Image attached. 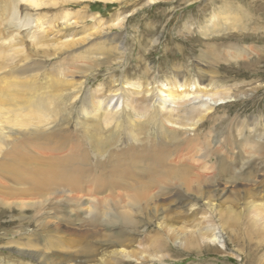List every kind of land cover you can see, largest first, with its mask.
Segmentation results:
<instances>
[{
	"label": "bare ground",
	"instance_id": "6f19581e",
	"mask_svg": "<svg viewBox=\"0 0 264 264\" xmlns=\"http://www.w3.org/2000/svg\"><path fill=\"white\" fill-rule=\"evenodd\" d=\"M26 1L36 8L41 0ZM14 17L10 10L9 21ZM126 17L127 14L116 17L109 26L122 27ZM213 17L217 18L215 14ZM212 18L208 20L210 24ZM62 19L60 24L58 22L52 26L53 30L66 28L79 21L67 19L66 16ZM83 19L86 20V17ZM24 25L27 26V23ZM223 30L227 29L215 28L213 33L220 34ZM116 39H112L117 41L114 49H108L107 52L103 49L102 52L99 48L101 52H89L91 55L85 61L86 68L91 70L103 65L112 68V63L114 65L117 63L115 61L121 62L125 46L121 37ZM65 43L69 44L67 41ZM67 71L61 73L64 75L61 84L51 85L55 88L52 97L49 96V85L41 80L33 84L34 89L32 85L29 86L30 95L21 91L22 87L19 89L14 85L31 82L33 78L0 80V91L5 93L7 99L14 101L13 104L1 102L7 105V109L2 111L0 107V171L8 174L15 184H30L29 188H11L0 193V204L8 207L14 205L20 209L32 208L33 217L47 214L44 219L37 220L36 225L41 229L40 235L50 237L44 242L39 234H29V237L20 238L21 242L9 241L11 247L35 258L38 264L102 262L100 258L93 257L96 251L91 245L79 246L73 243L75 239L67 237L70 233L67 227H72L80 231L77 233L78 239H97L95 241L99 246H113L107 252L109 257L122 261L136 257L138 263L151 262L158 257L156 254L126 249L133 241L130 236L133 230L129 227L146 221L166 228L174 241L186 248L187 239L192 233L196 244L200 246L208 242L223 247L227 244L222 235L223 225L234 233L229 236L236 237L237 226L244 222L248 231L260 237V243H255L253 250L264 249V119L259 124L253 119L251 122L237 120L233 123L235 136L227 131L225 135L213 138L209 126L203 129L204 132L200 128L205 122L212 121L211 114L216 106L228 97L225 92L213 91L209 94V89H196V92L190 93L189 84L177 79L170 85H164L165 88L156 89L154 98L149 100H140L134 96L129 99L117 93L103 94L98 92L102 90L100 88L89 94L90 106H86L85 99L81 102L79 114L84 119L83 123H73V129L84 124L89 144L99 154L105 150V146L109 149L114 140H117L115 151L107 153V162H99L100 159L95 158L99 169V173H95L87 156L89 153L86 155L87 151L73 153L72 146L66 149L61 145L62 141L57 144L47 138L50 133H47L45 127L58 130V126L64 121L58 103H64L60 92L72 88ZM178 71L180 70L176 67V73ZM113 81L116 79L112 77L110 84ZM137 85L140 87L139 83ZM81 89L82 87L78 92ZM75 91L74 88L73 92ZM141 91L138 89L136 93ZM7 94L12 97H7ZM49 103H53L57 110L54 114L51 113L53 115L49 117L50 121L46 117ZM101 133L104 135L101 136ZM129 138L131 142L128 144ZM18 141L22 143L19 144ZM95 154L99 157L98 153ZM3 183L0 179V184ZM53 200L55 203H52ZM61 200H66L68 214H72L71 219L64 214L51 212L54 208H59ZM8 201H11L10 204ZM212 201L225 206L219 213L224 218L223 225L207 221L189 235L177 231L173 221L179 222L183 216L195 218L198 202L213 215L215 209L210 207ZM239 204L243 207L236 211ZM248 208L247 214L243 215ZM170 211H173L172 215ZM47 217L56 221L54 226L48 228L45 225ZM23 218L22 216L20 219ZM70 222L72 223L69 225ZM65 225L66 228L61 227ZM102 229L110 232L102 233ZM60 232L62 240H59L62 238H59ZM151 241L158 249L161 248L163 242L160 236L153 237ZM253 245L249 244V248Z\"/></svg>",
	"mask_w": 264,
	"mask_h": 264
},
{
	"label": "rangeland",
	"instance_id": "374dc122",
	"mask_svg": "<svg viewBox=\"0 0 264 264\" xmlns=\"http://www.w3.org/2000/svg\"><path fill=\"white\" fill-rule=\"evenodd\" d=\"M22 1L0 0V80L33 78L31 82L14 85L19 89L22 87L21 91L29 93L28 95L31 93L29 86L32 85L34 89L33 84L41 80L42 83L49 85V96L52 97L55 88L51 85L61 84L64 79L61 73L70 70L67 74L70 76L68 79L70 84L72 83L70 86L72 88L60 92L64 103H58L64 121L58 126V130L48 129L46 126L47 133H50L46 136L48 135L47 138L57 144L63 142L61 145L65 148L72 146L73 153L87 151L86 155L89 153L87 156L95 173L99 170L96 161L100 159L99 162H107V153L110 150L115 151L117 140H114L109 149L105 146V152L101 151L100 155L94 146L89 144L84 124L77 129H73L75 127L73 125L84 121L79 114L82 100L85 99L86 106H90L89 94L100 88L102 90L98 92L103 94L117 93L129 99L134 96L140 100H149L154 98L156 89L165 88L164 85H170L177 79L189 84L190 93L196 92V89L197 91L209 89V94L213 91L225 92L228 97L216 106L211 114L212 121L205 122L200 128L203 130L209 126L213 138L216 135L218 137L225 135L227 131L228 134L235 136L233 123L237 120L251 122L253 119L259 124L263 121L261 119H264V0H153V2L151 0H41L40 6L36 8L26 0ZM10 10L15 17L9 21ZM125 14L127 17L122 27L109 26L112 20ZM214 14L217 16L216 19L212 18ZM65 16L67 19L80 22L60 30H53L52 26L58 22L60 24ZM85 17L87 21L83 19ZM211 18L213 21L210 24L208 20ZM24 23H27V26ZM220 27L227 30H223L220 34L213 33L215 28ZM34 37L41 39L37 40ZM116 37H121L125 46L122 61L114 60L117 63L114 65L112 63V68L108 67L110 69L106 65L91 70L86 68V62L89 60L87 58L91 55L89 52H103V49L107 52L108 49H114L117 43ZM113 38L116 40L113 41ZM39 41L40 43H37ZM66 41L69 44H66ZM176 67L180 70L179 73H176ZM112 77L116 81L110 84ZM81 87V91L78 92ZM74 88L75 92H73ZM138 89L142 91L136 93ZM7 97L12 96L7 94ZM4 101L11 104L14 102L7 99L5 93L0 91L2 111L7 109V105L1 103ZM47 110L49 115L47 114L46 117L50 121L54 111L57 110L53 103L48 104ZM127 142L129 144L131 139L129 138ZM18 143L22 142L18 141ZM64 153L59 152L60 155ZM95 153H98L99 157ZM0 179L4 181L0 184V193L11 188L13 190L29 188L30 185L15 184L8 174H3L1 171ZM52 203L55 201L53 200ZM210 204V207L215 209L213 215H210V211L198 202L195 218L183 216L184 219L178 220L179 222L173 221L174 227L177 231L189 235L207 221L222 224L224 218L219 213L225 206L216 201ZM58 206L59 208H54L51 212L72 218V214H68L69 207L66 205V200H61ZM242 207L243 205L239 204L235 210L238 211ZM249 209L245 210L243 215L247 214ZM171 212L173 213V211L169 213ZM22 216L24 218L20 219ZM33 216L32 208L20 209L14 205L8 207L0 204V264H38L35 258L19 253L8 244L11 240L21 242L20 238L29 237V234H39L44 242L50 238L40 235L41 229L36 225L37 220L44 219L47 214ZM186 219H191L192 223ZM46 220L47 222L43 221L48 228L55 225L56 221L54 222L52 218L47 217ZM243 223L240 222L237 226L238 231L235 230L237 238L229 236L234 233L222 224V235L227 242L223 247L208 242L200 246L196 244L192 233L187 239L188 248L180 247L166 228L163 229L156 224L145 221L134 227L131 226L129 229L133 230V234L130 235L133 241L126 249L136 252L145 251L147 254L154 253L158 256L151 262L140 263L139 260L136 261V257H130L127 261L109 257L107 252L111 251L113 246H99L95 241L97 239H78L77 233L80 231L66 225L61 227H67L70 231L67 237L71 240L75 239L74 244L77 243L79 246L89 244L95 249L93 257L100 258L102 262L94 261L91 264H264V249L253 250L255 243H260V237L248 231ZM101 232L110 231L102 229ZM156 236H160L163 242L159 249L151 241ZM60 237H62L61 232ZM62 239L63 237L59 240ZM249 244L254 245L249 248Z\"/></svg>",
	"mask_w": 264,
	"mask_h": 264
}]
</instances>
